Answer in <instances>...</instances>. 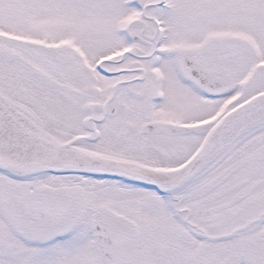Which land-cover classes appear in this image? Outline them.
<instances>
[{
    "label": "snow or ice",
    "instance_id": "1",
    "mask_svg": "<svg viewBox=\"0 0 264 264\" xmlns=\"http://www.w3.org/2000/svg\"><path fill=\"white\" fill-rule=\"evenodd\" d=\"M0 264H264V0H0Z\"/></svg>",
    "mask_w": 264,
    "mask_h": 264
}]
</instances>
